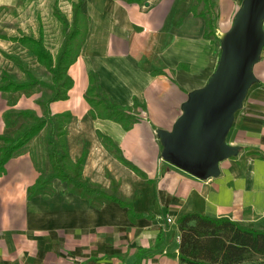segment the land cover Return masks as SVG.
Wrapping results in <instances>:
<instances>
[{"label":"crops","instance_id":"obj_1","mask_svg":"<svg viewBox=\"0 0 264 264\" xmlns=\"http://www.w3.org/2000/svg\"><path fill=\"white\" fill-rule=\"evenodd\" d=\"M18 1L0 0V9ZM147 1H82L88 25L80 54L69 67L74 84L68 98L52 101L50 109L71 112L68 150L73 160L86 152L82 174L89 187L52 176L43 128L6 162L0 176V264H179L177 219L186 212L264 228V46L254 65L257 81L227 135L239 152L220 162L218 176L200 179L161 159L156 129L172 127L189 92L215 69L220 49L204 35L205 20L192 10L196 0ZM225 1H218L221 22ZM28 54L27 68L49 82L50 72ZM90 71L113 101L138 115L131 128L91 117L85 98ZM27 79L22 70L15 80ZM50 94L41 85L0 90V134L16 130L7 122V110L31 109L43 116L40 102ZM15 120L21 122L18 115ZM99 131L141 173L106 147ZM121 201L132 204L133 215ZM168 216L175 222L168 223Z\"/></svg>","mask_w":264,"mask_h":264},{"label":"trees","instance_id":"obj_2","mask_svg":"<svg viewBox=\"0 0 264 264\" xmlns=\"http://www.w3.org/2000/svg\"><path fill=\"white\" fill-rule=\"evenodd\" d=\"M83 0H71V19L59 9L56 16L61 21L63 39L54 54L47 47L44 39V30L41 27L38 36L23 33L20 36L9 37L0 34V37L21 42L36 56L37 61L50 72L49 82L34 75L23 61L9 53H4L16 62L26 72L28 79L16 81L9 73L5 72L1 78V91H17L30 89L36 85L46 86L51 94L40 103L44 107V115L38 116L31 109L14 110L5 112L8 124L15 126V131L0 134V176L6 162L43 129H47L48 157L52 168V176H57L69 183L88 189L87 181L83 180V165L86 159L84 152L76 160L71 159L67 144V128L72 119L70 111L52 113L50 103L56 100L67 99L69 90L74 84V79L69 73V67L74 63L84 43L88 18L82 10ZM143 4L147 0H126ZM192 6L194 13L205 20V37L220 40L218 0H196ZM198 5H201L197 12ZM85 98L90 104L89 113L92 118L111 119L122 124L125 129L138 120V115L112 100L99 84L95 71L89 72V84ZM134 106H137L136 101ZM16 115L21 120H15ZM103 144L117 157L134 171L141 173L140 169L122 154L121 148L113 139L98 132ZM40 183L33 187L38 186ZM32 188V187H31ZM129 214L133 215L132 204ZM181 232L179 245V264H264V228L255 226L252 222L233 220L229 217H212L199 212H186L177 219Z\"/></svg>","mask_w":264,"mask_h":264},{"label":"water","instance_id":"obj_3","mask_svg":"<svg viewBox=\"0 0 264 264\" xmlns=\"http://www.w3.org/2000/svg\"><path fill=\"white\" fill-rule=\"evenodd\" d=\"M220 33L215 69L189 92L172 127L156 129L161 158L200 179L218 176L220 162L239 152L227 135L257 81L254 65L264 46V0H242L231 25Z\"/></svg>","mask_w":264,"mask_h":264},{"label":"rangeland","instance_id":"obj_4","mask_svg":"<svg viewBox=\"0 0 264 264\" xmlns=\"http://www.w3.org/2000/svg\"><path fill=\"white\" fill-rule=\"evenodd\" d=\"M225 2L229 4L223 11L222 22L219 20V30L221 31L229 28L233 16L241 4V0H226ZM57 9L71 19V0H19L16 4L11 3L6 8L0 9V34L7 32L11 34L9 37H13L17 33H38L42 27L45 32L46 45L56 52L63 39V25L56 16ZM0 43L6 47L5 50L0 47V77L7 72L11 78L21 79L22 70L4 51L19 57L27 67L31 63V55L28 54L30 51L21 42L16 45V43H10V39L3 37L0 38ZM216 43L220 49V41H216ZM3 68H7L8 71L2 70Z\"/></svg>","mask_w":264,"mask_h":264},{"label":"built area","instance_id":"obj_5","mask_svg":"<svg viewBox=\"0 0 264 264\" xmlns=\"http://www.w3.org/2000/svg\"><path fill=\"white\" fill-rule=\"evenodd\" d=\"M162 159V158H161ZM167 222L168 223H174L175 221H174V219L171 217V216H168L167 217Z\"/></svg>","mask_w":264,"mask_h":264}]
</instances>
